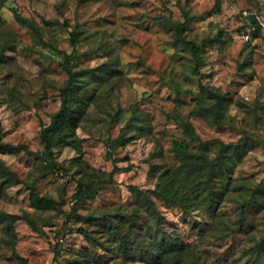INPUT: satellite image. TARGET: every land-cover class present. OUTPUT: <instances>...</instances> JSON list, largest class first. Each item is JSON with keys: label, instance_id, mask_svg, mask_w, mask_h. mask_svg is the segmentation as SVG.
<instances>
[{"label": "rangeland", "instance_id": "rangeland-1", "mask_svg": "<svg viewBox=\"0 0 264 264\" xmlns=\"http://www.w3.org/2000/svg\"><path fill=\"white\" fill-rule=\"evenodd\" d=\"M13 7L45 26L42 37L17 22ZM250 14L258 23L246 40ZM168 18L187 21L183 36L206 44L200 70L220 94L215 118L196 108L200 85L192 55ZM72 31L81 38L76 68L88 78L84 93L92 99L78 128L82 151L65 146L57 157L63 169H48L25 149L0 147V163L15 173L0 191V264H264V249L258 248L264 239V0H7L0 8V41L13 48L0 56L5 143L43 149L41 121L49 122L59 109L68 79L55 47L71 52ZM105 66L110 70L103 75L88 73ZM133 104L145 119L128 124L125 110ZM177 116L195 126L196 149L206 142L214 156L218 147L207 141L216 138L244 143L245 149L230 160L229 170L217 167L207 187L183 177L190 204L155 197L165 227L180 234L185 250L179 258L149 263L119 251L116 232L128 235L131 250L153 237L151 229L136 234L123 222L138 215L133 187L153 194L155 171L179 165L171 148L189 138ZM123 132L131 139L113 146ZM81 163L101 187L75 204L76 179L86 174L78 172ZM36 194L67 202L45 208ZM24 212L30 221H4L7 213ZM86 231L97 245L91 246ZM89 249L95 256L87 261Z\"/></svg>", "mask_w": 264, "mask_h": 264}, {"label": "trees", "instance_id": "trees-1", "mask_svg": "<svg viewBox=\"0 0 264 264\" xmlns=\"http://www.w3.org/2000/svg\"><path fill=\"white\" fill-rule=\"evenodd\" d=\"M7 0H0V8H2ZM219 1V0H218ZM220 2L214 6V11L217 7L220 8ZM14 16L17 22L34 32L38 37H42L43 27L38 23V21L30 16L23 15L17 8H12ZM248 19L251 22L248 26L254 27L258 23L255 14H250ZM166 22L171 28L177 31L179 41L192 55V72L196 75L198 83L200 85L199 90L195 93L194 100L196 102V108L200 111H205L212 117H217L220 114V110L217 109L215 104V98L219 100L220 94L213 90L210 85L204 82V78L208 74L200 70L203 63V52L205 50L206 44L203 42H198L192 38H187L183 36L182 32L186 29L187 21L173 20L171 18L166 19ZM46 24L48 21L45 22ZM256 29V28H255ZM255 31V30H254ZM70 39L72 44L71 52H67L64 49H58L59 53L62 55L60 59V64L63 66L68 74V79L65 85L61 88V104L57 111L51 114L49 122L41 121V139L44 147L40 151L32 152L25 145H14L11 143H5L2 140V126L0 125V147L6 148L12 152L18 151L19 149H25L29 153L34 154L37 160L40 161L48 169H63L64 166H60V162L57 160L58 152L65 146H72L78 151H82L83 138L78 134V128L82 125V122L87 115L89 108L92 103L90 95H85L84 91L87 90L86 83L89 81L88 78H82V70L77 69L80 59L79 44L81 38L77 31H72L70 33ZM10 41L3 40L0 41V56L5 55L6 48L8 49ZM11 49H13L11 47ZM11 56H7L9 58ZM110 70V67L105 66V68L94 67L91 68L88 73L89 75L100 76L106 71ZM81 73V74H80ZM175 88L179 89V84L175 85ZM211 99H214L212 102ZM129 112V118L127 120L128 124H136L139 119H145V114L138 111V106L133 104L129 109L125 110ZM177 121L184 128V133L189 139L175 140L171 148V151L175 159L179 162L177 167H172L171 165L164 166L162 169L155 171L156 176H158L159 181L157 182V187L153 189V194L149 190L141 189L138 186L133 187L134 204L138 207V215L136 218L127 217L124 219L123 224H128L132 230H136V234L139 233V229L146 228L152 230L153 237L150 242H145L143 247L134 246L131 250V240L127 238L125 232H116L117 238L120 240V244L117 245L119 251L122 250L128 257L135 256L137 259L148 261L149 263L160 262L163 263L167 261L171 255L173 257L179 258L181 255L180 251L185 250V242L180 234L175 230H169L165 227L163 223V216L158 209L155 197H160L163 200L176 203L178 205H187L189 203L190 195L183 191L182 178H198V182L205 183V187L210 184V178L213 176L215 169L220 167L224 170H229L230 160L235 156H240L244 149V143H224L221 139H213L207 142L213 143L218 147V152L212 156L209 152V147L206 142L199 149L191 144V141L199 138L195 126L188 119H180L176 117ZM132 135L121 133L117 138L112 140V145L120 142H128ZM89 168L83 163L80 164L78 172L84 173L85 176L81 175L76 179V187L72 194V199L75 204L79 201H84L87 197L96 195L99 186L96 180L88 179L87 173ZM15 173L11 172L3 162L0 163V191L2 186L8 181H11V176H15ZM18 179V177H17ZM16 181V180H15ZM248 189V188H247ZM254 192H252V195ZM37 201L41 204L46 203L45 208H57L61 207L62 203H66L67 200L62 198L60 201H56L53 197L42 196L38 194ZM208 197V196H207ZM211 200V198H209ZM6 217L4 221L9 223L19 219L26 218L31 220L30 215L27 212L24 214H5ZM81 217V216H80ZM108 229H111V224H108ZM88 235V239L91 241V246L97 245L99 242L95 236ZM113 241L115 239H112ZM137 249L139 250H136ZM259 249H264V239L258 244ZM90 256H95L92 249L84 252L83 257L90 261ZM180 260V259H177ZM176 260V261H177ZM83 262L77 261L74 264H82Z\"/></svg>", "mask_w": 264, "mask_h": 264}, {"label": "built area", "instance_id": "built-area-1", "mask_svg": "<svg viewBox=\"0 0 264 264\" xmlns=\"http://www.w3.org/2000/svg\"><path fill=\"white\" fill-rule=\"evenodd\" d=\"M252 28L251 26H248V31L244 32L243 36L245 37L246 40H249L251 38V31H252Z\"/></svg>", "mask_w": 264, "mask_h": 264}]
</instances>
